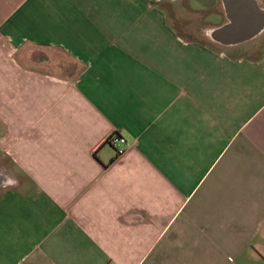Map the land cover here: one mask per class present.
<instances>
[{
	"label": "crops",
	"instance_id": "1",
	"mask_svg": "<svg viewBox=\"0 0 264 264\" xmlns=\"http://www.w3.org/2000/svg\"><path fill=\"white\" fill-rule=\"evenodd\" d=\"M166 1L0 0V264H264V0Z\"/></svg>",
	"mask_w": 264,
	"mask_h": 264
},
{
	"label": "rangeland",
	"instance_id": "2",
	"mask_svg": "<svg viewBox=\"0 0 264 264\" xmlns=\"http://www.w3.org/2000/svg\"><path fill=\"white\" fill-rule=\"evenodd\" d=\"M202 0H193L192 7L191 8H184L183 0H168L166 3H163L165 10L168 12V14L173 15H179V14H187L192 15L195 19L193 20V23H186L184 26H182V31L188 36L191 37H201V38H208L209 36L206 35V28L201 24V18H206L207 12L204 10H199V6L201 5ZM183 2V3H182ZM194 5V6H193ZM206 12V14H205ZM208 16H212L211 14ZM190 33V34H189ZM252 55L255 54V52H251ZM250 54V55H251Z\"/></svg>",
	"mask_w": 264,
	"mask_h": 264
},
{
	"label": "built area",
	"instance_id": "3",
	"mask_svg": "<svg viewBox=\"0 0 264 264\" xmlns=\"http://www.w3.org/2000/svg\"><path fill=\"white\" fill-rule=\"evenodd\" d=\"M113 148L117 149L119 153L123 150V144L126 143V139L119 136L118 134H113L108 142Z\"/></svg>",
	"mask_w": 264,
	"mask_h": 264
}]
</instances>
